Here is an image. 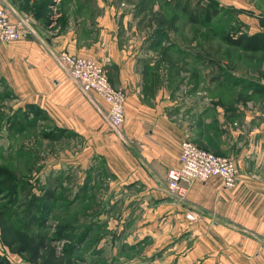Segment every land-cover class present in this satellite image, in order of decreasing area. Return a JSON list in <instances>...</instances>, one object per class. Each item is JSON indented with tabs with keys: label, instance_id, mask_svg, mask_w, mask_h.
<instances>
[{
	"label": "crops",
	"instance_id": "obj_1",
	"mask_svg": "<svg viewBox=\"0 0 264 264\" xmlns=\"http://www.w3.org/2000/svg\"><path fill=\"white\" fill-rule=\"evenodd\" d=\"M82 2L69 7L52 37L40 22L20 40L0 44V75L25 103L89 140L106 161L114 178L107 206L115 203L122 224L112 231L120 238L117 263L264 264V108L252 97L230 104L204 91L189 105L184 85L169 83L172 54L161 55L158 67L153 46L160 38L128 35L129 15L119 21L109 5ZM2 5L13 18L35 15L14 0ZM65 50L94 59L126 92L121 131L107 121V103L83 92L58 64L56 55ZM187 138L234 158L237 184L227 188L213 176L189 185L185 199L176 197L167 175L179 165Z\"/></svg>",
	"mask_w": 264,
	"mask_h": 264
},
{
	"label": "rangeland",
	"instance_id": "obj_2",
	"mask_svg": "<svg viewBox=\"0 0 264 264\" xmlns=\"http://www.w3.org/2000/svg\"><path fill=\"white\" fill-rule=\"evenodd\" d=\"M92 1L114 8L119 21L129 15L128 35L138 31L161 39L153 46L158 67L161 55L172 54L173 63L164 66L169 83L184 85L189 105L204 91L216 102L252 97L264 108V52L225 40L227 34L264 32V0ZM14 2L21 9L27 2L40 5L46 18L31 13L30 20L34 26L41 22L51 37L71 5H84L82 0ZM35 106L36 111L0 75V254L13 264H118L120 238L112 231L122 224L115 203L107 206L114 178L106 161L89 140L58 127Z\"/></svg>",
	"mask_w": 264,
	"mask_h": 264
},
{
	"label": "built area",
	"instance_id": "obj_3",
	"mask_svg": "<svg viewBox=\"0 0 264 264\" xmlns=\"http://www.w3.org/2000/svg\"><path fill=\"white\" fill-rule=\"evenodd\" d=\"M12 10L0 6V44L16 41L33 31L30 14L12 16ZM56 61L68 76L86 94L97 93L107 103L106 119L111 128L121 131L125 121L127 94L112 85L106 69L92 58L61 51ZM219 176L227 188H233L239 177V168L234 158L217 154L199 146L192 139H185L181 146L179 165L168 171L167 180L170 191L178 198L187 197L192 183L208 181Z\"/></svg>",
	"mask_w": 264,
	"mask_h": 264
},
{
	"label": "trees",
	"instance_id": "obj_4",
	"mask_svg": "<svg viewBox=\"0 0 264 264\" xmlns=\"http://www.w3.org/2000/svg\"><path fill=\"white\" fill-rule=\"evenodd\" d=\"M24 8L35 12V15L38 17H44L46 15L43 8L38 4H29V2H27L24 4ZM225 40L230 44L239 45L246 50H258L264 52V32L248 34L242 31L239 37L227 34L225 36ZM30 108L34 111L38 110V107L35 106V104H30ZM46 136L50 137V134L47 133ZM0 264L13 263L8 259V257L0 254Z\"/></svg>",
	"mask_w": 264,
	"mask_h": 264
}]
</instances>
